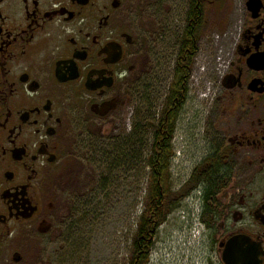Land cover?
Here are the masks:
<instances>
[{"label":"flooded vegetation","instance_id":"obj_1","mask_svg":"<svg viewBox=\"0 0 264 264\" xmlns=\"http://www.w3.org/2000/svg\"><path fill=\"white\" fill-rule=\"evenodd\" d=\"M150 1L0 0V264H45L86 211L82 200L114 149L104 124L124 119L135 86L142 96L150 79L139 68ZM186 2L181 39L196 30L199 53L211 0ZM237 5L217 97L223 122L185 181H202L200 237L185 255L180 246L172 254L171 233L161 236L154 264H264V0ZM166 96L158 119L177 129L188 96L173 94L169 106Z\"/></svg>","mask_w":264,"mask_h":264},{"label":"rangeland","instance_id":"obj_2","mask_svg":"<svg viewBox=\"0 0 264 264\" xmlns=\"http://www.w3.org/2000/svg\"><path fill=\"white\" fill-rule=\"evenodd\" d=\"M186 9V0H151L146 6L141 19L143 53L139 58V68L151 72L146 91L140 96L135 86L124 119H111L104 124L112 131V156L104 157L105 164L96 171V178L89 185L92 196L77 206L86 207V211L82 210L84 214H77L75 223H70L63 242L50 246L45 264H126L129 260L138 217L147 200L146 159L151 145V126L158 119L172 81ZM206 16L207 25L195 59L188 101L180 112L173 139L171 186L176 191L186 183L193 166L205 153L207 138H216L220 132L223 117L217 97L232 48L230 39L236 32L241 12L237 0H211ZM122 142L129 144L121 146L127 153L125 157L122 155L123 159L116 150ZM77 164L78 160L71 164L72 177L77 172ZM107 176L111 190L108 193ZM183 204L161 228L152 252V264L158 255L161 236L165 238L171 233L169 239L176 243L172 244V254H179L181 247L187 255L188 245L195 246L190 243V237L185 244L184 230L189 227L186 203ZM196 209L195 206V212ZM183 212L186 219L182 218Z\"/></svg>","mask_w":264,"mask_h":264},{"label":"trees","instance_id":"obj_3","mask_svg":"<svg viewBox=\"0 0 264 264\" xmlns=\"http://www.w3.org/2000/svg\"><path fill=\"white\" fill-rule=\"evenodd\" d=\"M194 22H196V19ZM192 27L193 25L188 27L186 31L191 30ZM194 27L199 26L194 23ZM194 34H196V30ZM194 34L188 31L189 38L186 39L187 36H185L180 40L179 52L174 67L177 90L172 89L169 85L166 93L167 106H169L173 94L185 97L189 94V83L199 48V40ZM185 100L178 103L177 111L182 109ZM151 127V145L146 159V168L149 170L147 200L136 224L129 264H147L151 251L156 244L159 228L167 222L169 216L175 210L181 207L187 196L196 188L202 186L200 179H189L180 190L172 189L171 165L176 124L162 118L161 121L159 119L155 120ZM123 144L129 146L128 143L122 142L116 147V150L121 153L122 159L123 156L125 157L124 149L121 148ZM123 152L124 154H122Z\"/></svg>","mask_w":264,"mask_h":264},{"label":"built area","instance_id":"obj_4","mask_svg":"<svg viewBox=\"0 0 264 264\" xmlns=\"http://www.w3.org/2000/svg\"><path fill=\"white\" fill-rule=\"evenodd\" d=\"M193 236H194V238H196L198 236V230L193 231Z\"/></svg>","mask_w":264,"mask_h":264}]
</instances>
